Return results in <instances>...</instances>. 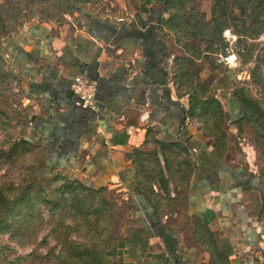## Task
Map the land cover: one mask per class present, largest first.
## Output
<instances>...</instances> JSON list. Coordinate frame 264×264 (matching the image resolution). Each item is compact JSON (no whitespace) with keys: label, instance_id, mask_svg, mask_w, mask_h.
Returning <instances> with one entry per match:
<instances>
[{"label":"rangeland","instance_id":"obj_1","mask_svg":"<svg viewBox=\"0 0 264 264\" xmlns=\"http://www.w3.org/2000/svg\"><path fill=\"white\" fill-rule=\"evenodd\" d=\"M83 1L0 0V47L34 25L69 37L82 27L85 6L139 24L155 12L168 43L170 84L188 111L195 107L190 122L222 152L244 154V167L264 178V17L246 12L245 0H168L165 8L163 0ZM232 53L238 63L229 68L222 59ZM2 55L0 49V264H119L122 238L130 251L148 242L141 223L130 219L138 196L153 203L158 218L168 214L177 223L192 167L181 146L153 139L127 152L137 179L129 188L39 177L33 147L24 142L31 114L22 78ZM258 222L264 249V203ZM196 233L203 236L197 225Z\"/></svg>","mask_w":264,"mask_h":264},{"label":"crops","instance_id":"obj_2","mask_svg":"<svg viewBox=\"0 0 264 264\" xmlns=\"http://www.w3.org/2000/svg\"><path fill=\"white\" fill-rule=\"evenodd\" d=\"M80 14L82 27L69 37L34 25L0 47L8 68L22 78L31 114L24 140L33 147L38 176L119 181L129 188L137 179L127 152L153 139L181 146L192 167L177 223L168 214L161 220L152 202L135 197L130 219L141 223L148 242L132 252L122 238L119 264H264L258 222L264 178L244 167V154L222 152L190 122L170 84L159 17L154 12L139 24L93 6ZM76 76L97 83V109L76 105Z\"/></svg>","mask_w":264,"mask_h":264},{"label":"built area","instance_id":"obj_3","mask_svg":"<svg viewBox=\"0 0 264 264\" xmlns=\"http://www.w3.org/2000/svg\"><path fill=\"white\" fill-rule=\"evenodd\" d=\"M222 62L229 68L237 66L238 58L236 54H229L222 59ZM71 90L76 96V105L84 110L96 109L98 85L96 82L84 77H74Z\"/></svg>","mask_w":264,"mask_h":264},{"label":"trees","instance_id":"obj_4","mask_svg":"<svg viewBox=\"0 0 264 264\" xmlns=\"http://www.w3.org/2000/svg\"><path fill=\"white\" fill-rule=\"evenodd\" d=\"M246 1V4H247V6H249V9L248 10H246V12L247 11H250L251 12V15H254V16H257V18H259V19H261V18H263L264 17V0H245ZM85 4L84 5H87L88 4V1H83ZM166 2H168V0H163V2L162 3H160L162 6H163V8H165L166 7ZM83 5V6H84ZM0 9H1V6H0ZM82 10V9H81ZM80 10V11H81ZM2 15H1V12H0V17H1ZM159 22V19H158V21H157V23ZM208 101H210V102H216V101H214V100H212V99H210V100H208ZM207 100L205 101V102H208ZM194 108L195 107H191V109H189L190 111H188V116L189 115H193V112H194ZM24 142H27L26 140H24ZM137 236V235H136ZM134 250H132V252H133Z\"/></svg>","mask_w":264,"mask_h":264},{"label":"water","instance_id":"obj_5","mask_svg":"<svg viewBox=\"0 0 264 264\" xmlns=\"http://www.w3.org/2000/svg\"><path fill=\"white\" fill-rule=\"evenodd\" d=\"M97 106V102L95 103V107ZM96 109H97V107H96Z\"/></svg>","mask_w":264,"mask_h":264}]
</instances>
